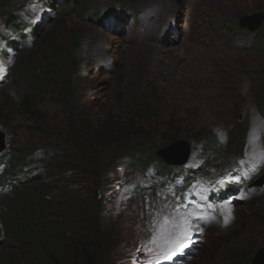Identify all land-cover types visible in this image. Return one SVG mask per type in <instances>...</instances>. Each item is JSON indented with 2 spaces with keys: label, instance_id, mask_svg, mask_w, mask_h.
Wrapping results in <instances>:
<instances>
[{
  "label": "rangeland",
  "instance_id": "374dc122",
  "mask_svg": "<svg viewBox=\"0 0 264 264\" xmlns=\"http://www.w3.org/2000/svg\"><path fill=\"white\" fill-rule=\"evenodd\" d=\"M4 1L0 11L17 22L40 24L35 39L7 49L5 57L0 51V141L9 147L5 153L13 168L38 149L39 161L32 165L37 194L43 184H54L44 198L46 215L29 220L43 250L68 259L77 239L95 234L98 264H155L161 236L187 223V254L166 259L169 264H251L264 248V185L255 200L228 211L226 230H203L167 203L177 195L149 190L140 161L112 160L109 152L136 147L150 162L155 148L183 141L193 149L200 173L219 175L235 189L260 174L253 182L258 181L264 174V25L256 32L246 24H257L250 17L264 10V0H81L99 21L72 0ZM143 7L158 10L161 19L163 8L169 11L170 23L155 42L146 34L131 41L125 29L121 37L107 30L108 14ZM10 20L0 13V33L10 32ZM241 20L244 26L237 28ZM173 22L180 36L168 38ZM55 26L64 32H55ZM74 37L78 45L62 77L73 89L65 105L61 79L52 69L58 52L52 51L66 48ZM27 97L35 103L25 112L21 102ZM139 104L149 115L142 121L131 119ZM73 138L82 144L80 151L61 164ZM50 143L60 145L54 157L43 152ZM79 163L93 166L90 174L56 182L57 164L61 172ZM29 190L19 186L0 195V231L27 222ZM5 237L0 234V264H34L33 242Z\"/></svg>",
  "mask_w": 264,
  "mask_h": 264
},
{
  "label": "trees",
  "instance_id": "16d2710c",
  "mask_svg": "<svg viewBox=\"0 0 264 264\" xmlns=\"http://www.w3.org/2000/svg\"><path fill=\"white\" fill-rule=\"evenodd\" d=\"M4 0H0V8L4 6ZM81 3V8H83V11L87 8L88 5H85V3L81 0H75L74 3ZM69 13L72 12V9L68 11ZM1 15L6 16V17H10L9 14L7 15V13L3 10L0 11ZM65 14H62V16ZM12 24L15 25V20L12 21ZM16 28H18V26H16ZM54 31H62L61 33L64 32V30L62 29V27L60 28L59 26H55ZM74 43V44H71ZM78 45V40L77 37L73 38L72 42H69V46H67L64 49H58L55 48V50H53L52 52L55 53V51L58 52V54H53L54 56H52V61H53V70L55 69V74L57 75V77H59L61 79L60 85H59V91H61L60 96L62 99L63 104L67 105L69 103H71V98L73 95V89L70 86V83L67 80H63V73H67V57H69L70 53L74 51V49L77 47ZM42 45L39 46V48L41 49ZM27 55H25L24 57H26ZM46 62H48V60H44ZM37 92L39 91V89L36 90ZM39 93V92H38ZM30 98V100H29ZM27 97L25 100H22L21 102V107L23 108V110L25 109L26 111H30V107L35 103V100L33 97ZM141 108H139L138 110L135 111V113L132 115L131 119L137 120V121H142L145 120L149 117L148 113L146 112V108L145 106H142V104H139ZM212 140V139H211ZM69 145H67V155L63 156V159L60 161L61 164L63 163H69L68 161L72 159V154L74 152L79 153L80 148L82 146V144H79L78 140H75L73 138V140H70ZM213 144V142L211 143V145ZM203 146H208L209 143L206 142L205 144L202 143ZM205 148H209L206 147ZM60 145H55V144H49V148H53V150L55 149H59ZM73 152V153H72ZM110 156H114L112 158V160H119L121 158H131L132 161H135L134 159H132L135 156H139L142 157L143 151L139 150V148L136 147H132L130 148L128 151L125 150H118L117 152H109ZM33 154V153H32ZM32 154L27 155L24 157V159L21 161L22 165L20 167H15L13 168L9 175H8V180L12 181L14 179V177H16L17 175H19L22 171V169H24L25 167H29L30 166V159L32 157ZM105 155H101V158H103ZM100 158V161H102ZM82 162V160L80 161ZM77 163V162H76ZM58 167L57 169V173H54L53 175L56 177V182H59L61 180H65L68 181L71 177H73V175H82V176H86L88 174H90L88 171H90L93 166L91 165H82V163L79 164H70V166H68L67 168H74L73 171H68L66 172L65 170L63 171H58L60 165L57 164ZM82 165V166H80ZM91 167V169L89 168ZM89 168V169H88ZM88 169V170H87ZM77 172V173H76ZM92 173V172H91ZM67 174V175H64ZM65 177V178H64ZM63 178V179H62ZM34 178L27 176L26 180L21 183L19 186L23 187L25 189H30L27 192V197L30 198L29 203L30 208L28 212V219L27 222L22 224V226H18L16 228H3V230L0 231V234L2 236L5 237V234L7 235L6 237L13 239L17 242H19L20 244L23 243L24 241H29V242H33L35 244V250L37 252V254H35L34 252L31 254L35 259L34 264H98V249L100 248V246L98 245V243L100 242V238L96 237L95 234H93V236H91V239L87 238V235L84 234L83 238L81 240L77 239V242L75 243V246L73 247L72 253L70 255V257L68 259H65L61 256H58V258L56 257V255L51 254L49 252H47V250H43L44 247H42V245L40 244V241L37 242L38 237L36 236V233L34 231L33 227H30L29 225V220H32V217H44L47 213V210L50 208L48 205V200L44 199L46 197H48L52 190L54 189V184L53 185H49V184H43L41 186L40 189V194H37L36 191H34L33 189L36 187V185L33 182ZM76 181L74 180L73 183H75ZM18 186V187H19ZM18 187H16L15 191H17ZM26 202H24L23 204H25ZM46 204V207L44 206ZM9 227V225H8ZM89 225L88 227L85 229V231L87 232V230H89ZM5 237V238H6ZM52 239L51 236H48V241H50ZM39 240V239H38ZM41 243L43 244V241H41ZM37 244H39V246H37ZM58 244V243H57ZM55 245V243H54ZM57 249H59V245H56ZM57 258V260H56Z\"/></svg>",
  "mask_w": 264,
  "mask_h": 264
},
{
  "label": "snow or ice",
  "instance_id": "6c2138e0",
  "mask_svg": "<svg viewBox=\"0 0 264 264\" xmlns=\"http://www.w3.org/2000/svg\"><path fill=\"white\" fill-rule=\"evenodd\" d=\"M0 71H3V69L0 68ZM186 229L187 223L181 226V230L179 232L174 230L163 234L160 238L161 242L158 244L160 251L157 253V256L171 260L175 256L179 255L183 248L187 246V240L190 238L185 235ZM153 243L155 244L156 241L154 240ZM157 264H160V259H157Z\"/></svg>",
  "mask_w": 264,
  "mask_h": 264
},
{
  "label": "water",
  "instance_id": "95a60500",
  "mask_svg": "<svg viewBox=\"0 0 264 264\" xmlns=\"http://www.w3.org/2000/svg\"><path fill=\"white\" fill-rule=\"evenodd\" d=\"M259 14H255L251 16L250 18H257ZM263 15V16H262ZM259 16H262L257 24H260L262 20H264V12L261 13ZM256 20V19H255ZM186 145L184 144H176L172 148H170L169 152L164 153L161 155V157L167 161L168 163L173 164H183L187 157V152L185 155L179 156L181 152L185 151ZM251 264H264V248L259 250L256 255L253 257Z\"/></svg>",
  "mask_w": 264,
  "mask_h": 264
},
{
  "label": "bare ground",
  "instance_id": "6f19581e",
  "mask_svg": "<svg viewBox=\"0 0 264 264\" xmlns=\"http://www.w3.org/2000/svg\"><path fill=\"white\" fill-rule=\"evenodd\" d=\"M158 12H156V14H157ZM164 19H165V16H164V18H162L161 19V21H164ZM153 28V26L152 27H150L149 25H147V24H145V23H140V25H139V29L136 31V32H133V33H131V34H129V36L127 37V39H129V40H134V39H138V38H140L143 34H146L147 36H148V40L149 41H154L155 42V36H153L152 35V33H151V29ZM135 33V34H134ZM149 33V34H148ZM145 44V45H144ZM144 46H146V47H152L151 46V44H149V43H147V45H146V43L144 42ZM231 47H232V49H233V52L234 51H236V47H235V43H232L231 44ZM175 222V221H174ZM176 223V222H175ZM177 225H179V223H177ZM178 230V229H177Z\"/></svg>",
  "mask_w": 264,
  "mask_h": 264
},
{
  "label": "clouds",
  "instance_id": "9594fccd",
  "mask_svg": "<svg viewBox=\"0 0 264 264\" xmlns=\"http://www.w3.org/2000/svg\"><path fill=\"white\" fill-rule=\"evenodd\" d=\"M8 149H9V147H7ZM21 165H18L17 167H20ZM13 169V168H12ZM23 175H20L19 177H22ZM156 221V220H155ZM155 221L153 222V225L155 224ZM162 262L164 263V264H166V262L165 261H160V264H162ZM155 264H157V261L155 262Z\"/></svg>",
  "mask_w": 264,
  "mask_h": 264
}]
</instances>
